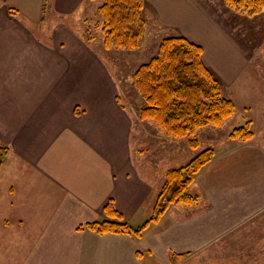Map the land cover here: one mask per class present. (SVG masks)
<instances>
[{"label":"crops","instance_id":"crops-1","mask_svg":"<svg viewBox=\"0 0 264 264\" xmlns=\"http://www.w3.org/2000/svg\"><path fill=\"white\" fill-rule=\"evenodd\" d=\"M14 4L20 13L0 14V142L8 147L0 168V200L5 201L3 189L7 209L22 213L15 219L17 233L28 227L24 237L31 234V244L11 259L15 255L16 264L225 259L223 264L233 257V245L241 242L238 233L247 234L245 227L264 215V135L228 141L190 187L198 204L171 206L141 238L91 231L89 223L107 219L110 201L125 222L143 225L153 212L160 180L156 186L149 165L140 170L149 157L134 156L136 118L117 100L106 65L90 53L78 31L61 21L75 13L78 0ZM219 34L212 32V47L199 45L205 64L231 90L245 65L235 50L231 53L234 41ZM245 108L242 121L254 127L252 107ZM259 114L264 119L263 108ZM2 220V228L10 230L9 217ZM232 234L237 235L231 239ZM256 247L249 249L258 252ZM261 248L264 252V242ZM251 254L242 255L257 256Z\"/></svg>","mask_w":264,"mask_h":264},{"label":"rangeland","instance_id":"rangeland-1","mask_svg":"<svg viewBox=\"0 0 264 264\" xmlns=\"http://www.w3.org/2000/svg\"><path fill=\"white\" fill-rule=\"evenodd\" d=\"M78 4L75 13L71 17L62 18L61 21L67 27L78 31L90 53L95 54L106 65L107 74L109 73L113 77L118 89L117 100L128 109L131 117L136 118L132 149L134 156L139 161L143 156L149 157V162L140 166V170H144L143 166L149 165L150 167L146 168L152 172L156 186L157 180H160L156 201L167 182V174L170 171L187 165L207 149L219 153L228 148V141H232L229 135L234 129L248 126L254 134L253 137L261 135L259 137L261 138L262 134L264 135V119L259 114L260 109H264V13L252 16L248 13L237 12L227 6L226 0H146L144 15L147 27L143 45L137 51L126 52L104 49L102 19L98 14L101 2L78 0ZM19 9L14 4V0H0V14L8 10L11 16H15L20 13ZM196 22L201 23L202 27L198 26ZM211 31L214 34H223L224 37L227 36L234 41L236 45L233 46L236 48H232L231 53L235 50L236 57L245 66L231 90L227 88L225 82L222 84L224 97H232L231 99L236 105L233 119L231 118L232 120H228L221 127L210 126L198 130L194 138L199 142V145L197 148H192L189 138L171 139L153 123L140 119V110L144 106V102L135 89L132 77L142 64L157 55L162 39L181 35L192 42H197L198 45L201 43L207 48V45L210 44L212 47L213 44ZM223 36H217V38ZM0 37L2 36L0 35ZM226 47L229 48V45L227 46V42H224L223 48L226 49ZM207 55H210L209 51ZM247 105L252 107L251 116L255 118L254 127L252 121H242L244 117H247V113L245 114ZM0 147L8 149L1 142ZM3 188L5 189V187ZM188 192L193 195L190 188ZM2 193L5 201L0 200V253L4 258H0V264H16L17 259L14 256L31 244L27 237L31 234H26L27 236L24 237V234L28 232V227L25 230L18 228L19 232L17 233L16 220L22 213L9 211L6 207V195L3 189ZM5 216H8L10 220V230L7 229L8 231H5L6 228H2L4 225L2 219ZM245 228H247L245 229L247 234L238 233V235L232 234L229 237L233 239L235 235L241 236V242L233 245L231 250L233 257L223 264H264V252L261 248L264 242V215L255 218ZM8 233L9 236H5ZM20 238L24 239L23 246L20 244ZM253 243H257V246L260 247H256L258 252L254 249L250 251L249 247ZM249 253H252L251 255L257 253V256L248 259L242 255ZM11 254H15L14 260L11 259ZM223 261L208 259L202 260L198 264H220Z\"/></svg>","mask_w":264,"mask_h":264},{"label":"trees","instance_id":"trees-1","mask_svg":"<svg viewBox=\"0 0 264 264\" xmlns=\"http://www.w3.org/2000/svg\"><path fill=\"white\" fill-rule=\"evenodd\" d=\"M101 2L102 37L106 51L139 50L146 35V0H90ZM227 6L252 16L264 13V0H226ZM204 49L184 36L161 40L158 53L142 64L133 75V84L144 106L140 119L153 123L167 137L189 138L192 148L199 142L195 135L205 127H221L236 113L235 103L224 97L219 77L205 64ZM248 126L234 129L232 141L253 138ZM8 149L0 147V168ZM215 151L207 149L187 165L170 171L150 218L139 227L124 221L110 201L105 207L107 219L89 223L86 228L98 234H123L141 238L147 228L158 223L171 206L198 204L188 190L197 174L209 164ZM84 229V228H80Z\"/></svg>","mask_w":264,"mask_h":264}]
</instances>
